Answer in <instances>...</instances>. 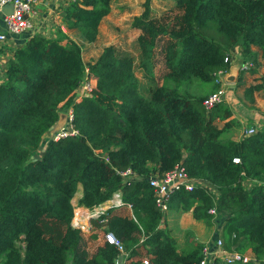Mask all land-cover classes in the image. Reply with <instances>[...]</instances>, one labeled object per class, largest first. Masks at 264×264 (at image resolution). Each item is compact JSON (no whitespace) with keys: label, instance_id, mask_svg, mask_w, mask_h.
<instances>
[{"label":"trees","instance_id":"1","mask_svg":"<svg viewBox=\"0 0 264 264\" xmlns=\"http://www.w3.org/2000/svg\"><path fill=\"white\" fill-rule=\"evenodd\" d=\"M111 2H68L65 29L93 42ZM170 11L171 17L155 14L147 1L133 16L135 54L109 44L84 61L80 44L58 31L30 36L7 60L0 80V264H111L120 251L103 239L105 230L121 238L129 264H198L200 245L179 250L160 227L147 182L176 165L212 190H174L167 208L190 210L194 220L216 225L224 245L249 249L254 259L248 263L264 264V124L231 139L238 122L216 125L230 116L228 105L220 101L205 110L201 103L216 89L214 72L228 70L223 60L234 47L241 63L235 87H242L245 104L252 108V93L264 90V76L245 82L256 67L251 48L264 60V0H172ZM135 63L150 82L145 94ZM84 76L90 93L74 99ZM193 83L211 86L196 95L189 92ZM67 108L74 133L49 140L35 156ZM126 168L138 178L120 177L117 171ZM78 189L75 205L85 209L114 193L121 200L89 220L90 252L71 225Z\"/></svg>","mask_w":264,"mask_h":264},{"label":"crops","instance_id":"2","mask_svg":"<svg viewBox=\"0 0 264 264\" xmlns=\"http://www.w3.org/2000/svg\"><path fill=\"white\" fill-rule=\"evenodd\" d=\"M67 1L68 0H38L36 5L34 6V14L29 20V26L24 31L16 35L6 34V44L4 45V48L0 53V77L2 75L7 60L12 56L13 52L17 48L21 47L23 43H25V41L30 36L39 34L48 38L55 36L58 31L67 34L69 33L68 34L69 36H71L70 32H72V35L75 34V31L73 32L71 30H66L62 21V12H63V8L67 4ZM122 4H124L123 7H127L128 11L130 10L135 12L136 10V12H138L133 16L138 15L142 10L141 9L139 11V7H137L136 9L129 7V5H133V4H125L124 1L122 2ZM111 6H112V2L110 4L109 13L105 15L102 18V20L108 17L109 14L112 12ZM149 6L151 8L150 4ZM133 30L137 34L138 30L134 28ZM0 31H5L1 25H0ZM234 49H236V47H234ZM251 50H253L256 53V60H255L256 67H255V71L251 75H247L245 77V82L250 84L255 82L257 83L260 82L259 78L261 76H264V71H261L264 70V60H261L255 47L251 48ZM238 60L240 63V58H238ZM84 61H88V60H84ZM239 63L232 64L228 69V75H227L228 80L232 78L231 74H233L235 71L238 73ZM240 88L242 93V87ZM225 89H226L225 97L223 102L228 105L231 113L228 118L219 121L217 123L218 127L222 126V124L228 119L238 122L240 125L236 128L230 129V131L228 132V136L231 139L240 138L242 134L241 130L243 127H252L254 130L259 129L264 124V99L259 98L261 97V91L257 90L252 93L253 107L250 108L245 104V100H243L242 96L236 97V95L235 96L233 95L234 91L231 85H229L228 88ZM59 114H63V116H60ZM58 118L59 121L65 122L64 111H60L58 113ZM53 127L54 124L49 130H51ZM49 130L45 132V135H47V133H51L49 132ZM45 144H43L40 147L39 153L41 151V148ZM39 153L36 154L35 156H38ZM76 193L77 196H75ZM75 194L74 197L71 199V202L74 199V203L72 202L73 206L75 205L77 197L80 196V189H78L75 192ZM102 204L105 205V201ZM79 208L85 209L83 207H79ZM81 211L83 215L86 214V211L84 210ZM86 223H89V220H87V218H86ZM160 227L164 229L168 233V235L174 240L179 250H187L194 245H204L206 243L208 244L213 242L217 237L219 238L221 237L218 231V227L216 225L213 224L205 225L201 221L194 220L191 216L190 210L180 211L178 209L167 208L162 220L160 221ZM233 244L231 243L229 245L226 244L227 245L226 246L222 242V247L224 248L225 251L230 252L233 251V249H230L233 248L234 246ZM239 252L249 256L251 259H254V255L249 249H244ZM126 256H127L126 252H120V254H118V256L113 260L111 264H129L128 260H126ZM216 264H226V263H223L218 259H216ZM234 264H238V263H234Z\"/></svg>","mask_w":264,"mask_h":264},{"label":"built area","instance_id":"3","mask_svg":"<svg viewBox=\"0 0 264 264\" xmlns=\"http://www.w3.org/2000/svg\"><path fill=\"white\" fill-rule=\"evenodd\" d=\"M38 0H0V8L6 3L11 4V12L9 14H3L0 11V25L5 31H0V53L2 52L4 45L6 44V34H18L24 31L29 26V20L34 14V6L36 5ZM74 0H68L71 2ZM235 53L237 55V50L234 49L231 56L224 57V62H229V58L235 57ZM5 69V67H4ZM4 71V70H3ZM225 72L224 70H217L214 72V82L218 85L217 89L205 96L202 99V105L205 110H209L215 103L224 101L225 97V80L222 86L221 74ZM3 74V72H2ZM2 79V75L0 80ZM91 90L90 80H87V77H83L82 80L79 82L77 87L74 91L78 92L76 98H80L82 96L89 95ZM65 122H70L71 119V112L70 109L67 108L64 112ZM70 126V125H69ZM252 127H243L241 132L242 135H249L254 133ZM54 136L50 139L54 140L58 137H62L65 134H73L74 131L71 130L70 127H66L65 130L60 127L58 130H55ZM120 177L124 179H133L138 178L137 174H135L131 169L126 168L121 171H117ZM148 185L150 186L153 194V200L155 207L158 209L161 217H163L164 213L167 210V200L169 196V192L174 190H178L182 188L183 190H191L192 187L195 185L205 187L206 189L212 190L211 186L202 180L197 179H190L186 176L183 168L181 166H174L171 170L164 172L161 175L151 174L147 177ZM121 204V200L118 193H114L107 201H105V205L99 204L98 207L94 208L90 214H86V218L88 220L89 216H94L93 218L102 214L107 208L111 206H118ZM128 206V204H126ZM211 213L212 210H209ZM76 215V212H73ZM71 225L73 227H80V224L77 220V217L74 216L71 220ZM100 229H104V222L100 220ZM103 239L109 243L113 244L118 251L123 252V248L121 245L120 240H118L111 231L105 230L103 232ZM216 259L219 261L230 264L233 262H248L252 260L250 257H246L244 254L233 250L227 252L222 247V240L221 238L217 237L213 242L206 243L201 246L200 248V258L198 260V264H216ZM145 260H142V264H146Z\"/></svg>","mask_w":264,"mask_h":264},{"label":"rangeland","instance_id":"4","mask_svg":"<svg viewBox=\"0 0 264 264\" xmlns=\"http://www.w3.org/2000/svg\"><path fill=\"white\" fill-rule=\"evenodd\" d=\"M123 1L125 2V4H133V5H129V7L133 9H136L137 7H139V11L143 8V4L148 1V4L151 5V10L153 11V13L160 14L164 12L168 14L170 17L173 14V12L170 11L172 0H113L112 6H111L112 12L109 14L108 17H106L100 22L99 26L97 27V33H96L95 40L93 42L87 43V42L81 41L80 38L78 37L77 32H75L74 34L75 36L72 35V32H70L71 36L68 35L69 33L68 34L66 33L70 38H72L73 40H75L77 43L80 44L81 57L83 60L93 59L94 57L98 55V53L101 51V49L104 46L109 45V44H112V45L115 44L123 51L135 54L134 46L132 44H133V39L136 33L134 32L133 28L130 26V20L133 18V15L137 14L138 12H136V10L135 12L130 11V10L128 11L127 7H123L124 5L122 4ZM13 35H16V34H13ZM238 58L239 57H237L236 53H235V57L229 58L230 61H229L228 69L230 68L232 64L239 63ZM240 66H241V63H239L238 70H240ZM152 69H153L155 76L158 79V83H160V79L158 75L161 72V63L159 60H156L154 62ZM224 71L225 72H222L221 77H220L222 80V86L224 85L223 82L225 80V85H224L225 88H228V86L231 85L234 91L233 95L234 96L236 95V97L242 96L241 88H235L234 86L236 84L237 72L235 71L233 74H231L232 78L228 80L227 78L228 70H224ZM261 71H264V70H261ZM133 73H134V77L137 80V87H138L139 92L145 94V90L147 89L150 82L136 63L134 65ZM87 80H89V78H87ZM209 86H211L210 83H207V84L193 83L189 87V92L199 95L201 93H204L206 90H208ZM217 87L218 85L216 84V89ZM216 89H214L213 91H215ZM259 90L261 91V97L259 98H264V90L262 89H259ZM76 95H78V92L74 91V94H73L74 99H77ZM86 96H88V94ZM216 125L218 126V124ZM59 127H62L65 130L66 127H70L69 122L59 121V118L57 117V120L54 122V127L51 130H49V132L51 133H47V135H45L44 133V135L42 136L40 146L38 147L37 150H35V153L33 152L35 155L39 153L40 147L43 144L47 143L50 140V138L54 136L53 132L55 130H58ZM31 157H33V154ZM244 183H245L244 184L245 186H249V182L245 181ZM75 196H77V193L75 194ZM72 202L74 203V199L72 200ZM96 207H93L91 209H82V208H79V206H76V205L73 206V212L77 213L76 215L73 214V217L74 216L77 217V220L80 224V227H78L80 229V235L84 239L83 245L86 246L85 249L87 251L89 250V252L93 249V245L91 246L90 244L86 242V238L88 237L87 230H88L89 223H86L85 216L86 214H90V212L93 211V209ZM81 210L86 211V214L82 215L83 213ZM99 233L100 232L97 233L98 236L100 235ZM118 239L121 241V238H118ZM231 244L233 243L231 242ZM121 245L123 244L121 243ZM230 249L235 250L236 248L235 246H233V248H230ZM245 256L249 258V256L247 255ZM246 263L248 262H238V264H246ZM230 264H233V263H230Z\"/></svg>","mask_w":264,"mask_h":264},{"label":"water","instance_id":"5","mask_svg":"<svg viewBox=\"0 0 264 264\" xmlns=\"http://www.w3.org/2000/svg\"><path fill=\"white\" fill-rule=\"evenodd\" d=\"M0 11H1V13H3V14H9V13L11 12V4H10V3H6V4H4L3 6H1ZM59 115H60V116H63V114H59ZM93 217H94V216L90 215L89 218H88V220H89L90 218H93Z\"/></svg>","mask_w":264,"mask_h":264},{"label":"clouds","instance_id":"6","mask_svg":"<svg viewBox=\"0 0 264 264\" xmlns=\"http://www.w3.org/2000/svg\"><path fill=\"white\" fill-rule=\"evenodd\" d=\"M77 99H78V98H77ZM65 111H66V110H65ZM65 111H64V112H65ZM64 116H65V114H64ZM50 140H52V139H50ZM46 144H47V143H46ZM103 203H104V202H103ZM101 204H102V203H101ZM163 216H164V215H163ZM162 218H163V217H161V220H162ZM90 219H94V218H90ZM90 219H89V220H90ZM86 229H87V228H86ZM88 230H89V226H88ZM88 230H87V231H88ZM200 246H202V245H200ZM122 248H123V247H122ZM200 248H201V247H200ZM122 251L124 252V250H122ZM141 263H142V261H141Z\"/></svg>","mask_w":264,"mask_h":264},{"label":"bare ground","instance_id":"7","mask_svg":"<svg viewBox=\"0 0 264 264\" xmlns=\"http://www.w3.org/2000/svg\"><path fill=\"white\" fill-rule=\"evenodd\" d=\"M83 215V214H82ZM84 217V216H83ZM84 220V219H83Z\"/></svg>","mask_w":264,"mask_h":264}]
</instances>
